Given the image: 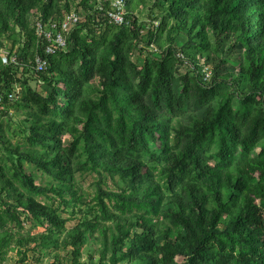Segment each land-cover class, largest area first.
<instances>
[{"label": "trees", "instance_id": "trees-1", "mask_svg": "<svg viewBox=\"0 0 264 264\" xmlns=\"http://www.w3.org/2000/svg\"><path fill=\"white\" fill-rule=\"evenodd\" d=\"M77 1L0 0V115H21L16 143L0 120V264L13 243L22 261L85 264L89 245L98 264H264V0H155L149 20L126 0L131 25ZM72 10L68 49L44 54L33 19ZM225 37L243 48L227 70Z\"/></svg>", "mask_w": 264, "mask_h": 264}, {"label": "built area", "instance_id": "built-area-1", "mask_svg": "<svg viewBox=\"0 0 264 264\" xmlns=\"http://www.w3.org/2000/svg\"><path fill=\"white\" fill-rule=\"evenodd\" d=\"M104 3L100 4L101 9L104 11V15L108 19L109 23L113 24H125L131 25L134 21V17L129 14L126 0H104ZM83 17V12L72 10L65 12L62 16H52L48 19L35 17L33 19V26L37 35V44L40 48H43L44 54H55L60 51L67 50L69 47V38L72 30L78 26L80 20ZM155 25H159V21H154ZM149 24H146L147 27ZM151 48L158 50L156 44H152ZM2 58L4 63L20 64V58L17 54L11 53L8 49H2ZM49 65V60L42 53L37 54L35 59L34 70L41 72L45 70ZM212 66V65H211ZM206 64L203 73L205 78H209L211 75V67ZM43 84L42 81L38 82ZM20 91V87L16 86L14 92L10 93L9 99L14 100ZM3 102V95H0V103Z\"/></svg>", "mask_w": 264, "mask_h": 264}, {"label": "rangeland", "instance_id": "rangeland-1", "mask_svg": "<svg viewBox=\"0 0 264 264\" xmlns=\"http://www.w3.org/2000/svg\"><path fill=\"white\" fill-rule=\"evenodd\" d=\"M154 2L155 0H149L147 5H141L139 8L136 9V13L141 20H149L148 17L151 13L150 9ZM73 8H75V6ZM225 39H226V49H225L226 52L224 56L229 62L225 68V70H227V69H232L237 62H240L242 60L243 48L241 46H237V47H234L233 49H229L233 38L225 37ZM6 49L10 50V44L6 47ZM209 65L211 66V64ZM34 85H37V83L34 82ZM42 88L45 90H48L47 86L44 84H42ZM19 111L20 110L16 108L11 109L10 115L12 117V121L10 123L11 124L10 128L8 127L9 118L0 115V120L3 121L6 126V134L8 137L12 139L14 143L20 140L18 135L12 136L11 134L13 130L17 131L18 129L17 123H18V120L21 118ZM70 139H71L70 136L68 135L65 136L66 142L69 141ZM30 168L33 170V172L37 176L38 183H41L44 185L47 184V181L49 180L47 176L43 175L40 171L36 170L35 168H32V167ZM95 179H96V175L94 173L77 174V181L79 182L81 190L86 194L88 198H91L95 190V187H94ZM109 184L110 185L112 184L111 181H109ZM63 215L65 217L68 216L66 213H63ZM22 220H24V229H22L21 231H23L24 233L28 230H31L33 233L43 230L42 227H34L32 226V223H30L29 221H25V215H22ZM75 222H76L75 220H70L67 225L71 227ZM95 246L96 245H94V247ZM82 251L83 253H82L81 260L85 262V264H98L99 263V257L97 255L95 256L93 260H90L89 245H85ZM54 252L49 251L48 253H46L40 250H31L28 252L27 259L25 261H22L21 254L17 252V248L14 247V243H13L8 247L7 251L3 254L4 259L1 261V264H73L68 251L61 250V249L56 251L60 254V260L55 259L53 255Z\"/></svg>", "mask_w": 264, "mask_h": 264}]
</instances>
